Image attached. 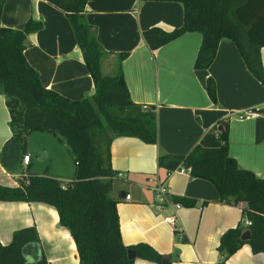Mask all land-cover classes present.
<instances>
[{
    "label": "crops",
    "instance_id": "0c3cea01",
    "mask_svg": "<svg viewBox=\"0 0 264 264\" xmlns=\"http://www.w3.org/2000/svg\"><path fill=\"white\" fill-rule=\"evenodd\" d=\"M29 17L41 20L43 25L27 34L24 55L38 71L43 85L71 99L92 95L94 83L65 13L46 0H3L1 25L20 29ZM85 18L104 49L102 71L115 74L118 54L127 51L121 69L131 99L156 105V142L130 135L114 136L110 142L111 165L115 171L124 172L114 178L111 189L118 199L122 241L148 243L168 257V262L163 263L136 256L134 264H264V252H253L248 243L226 259L218 249L221 234L240 219L238 203L220 201L216 187L207 179L189 172L167 174L157 163L163 153L187 152L206 129L227 115L229 154L240 167L264 177V112L243 115L252 107L264 106V84L248 69L235 42L222 37L206 68L194 67L202 38L199 31L183 32L151 50L142 30L153 25L165 29L180 25L183 4L178 0H87ZM259 53L264 68V45ZM208 76L215 81L216 103L205 88ZM32 132L26 136L24 147L30 159L25 163L20 155V165L62 180L72 179V153L64 140L51 132L37 135L38 142H42L37 161L48 159L46 166H32ZM11 136L0 83V153L5 143L12 144ZM52 151L57 152L53 155L60 161L50 166ZM17 169L5 167L0 160V183L17 185L22 179ZM149 176L165 181L170 189L166 201L155 200ZM177 196L196 198L197 202L190 206L180 202L176 208ZM173 213L177 215L175 225L166 219ZM29 225L36 228L49 264H79L74 239L60 224L53 205L0 200L2 244L11 240L15 229ZM24 255L27 260H35L40 249L29 245Z\"/></svg>",
    "mask_w": 264,
    "mask_h": 264
},
{
    "label": "trees",
    "instance_id": "16d2710c",
    "mask_svg": "<svg viewBox=\"0 0 264 264\" xmlns=\"http://www.w3.org/2000/svg\"><path fill=\"white\" fill-rule=\"evenodd\" d=\"M46 1L65 13L95 90L90 96L71 99L43 85L38 71L24 55L26 36L42 27L41 20L29 17L20 29L0 24V83L13 139L12 144H4L1 162L7 168L20 167L27 134L42 130L64 140L75 163L70 180L21 168L23 177L17 185L0 183V200L41 201L53 205L60 224L68 228L74 239L79 264H134V258L128 257V249H134L136 256L160 261L163 254L150 244L122 241L118 199L111 194L117 171L110 160V142L114 136L130 135L145 142L157 141L156 105L131 99L121 69V60L127 51L118 54L115 74L102 71L104 49L94 28L86 21L87 0ZM178 1L183 4L180 25L171 29L153 25L142 30V37L151 50L183 32L199 31L202 38L194 67L206 68L214 58L219 40L229 37L248 69L264 84L259 53L264 45V0ZM2 4L0 0V16ZM205 88L211 101L216 103V86L211 76L206 78ZM251 109L264 112V106ZM228 129L229 117H219L187 152L163 153L157 158L158 166L165 170L183 164L192 175L211 181L220 201L242 202L240 219L219 239L218 249L225 259L244 243L253 252H264V177L240 167L229 154ZM174 199L188 206L197 202L192 197ZM247 229L249 238L241 239V233ZM29 245L40 249L35 260H27L24 255ZM0 264H49L34 226L17 228L8 243L0 242Z\"/></svg>",
    "mask_w": 264,
    "mask_h": 264
},
{
    "label": "built area",
    "instance_id": "2783aa9c",
    "mask_svg": "<svg viewBox=\"0 0 264 264\" xmlns=\"http://www.w3.org/2000/svg\"><path fill=\"white\" fill-rule=\"evenodd\" d=\"M257 112H258L257 110L250 109L248 111H245L243 113V115L244 114L255 115ZM29 159H30V154L29 153H24L23 156H22L23 162L27 163L29 161ZM172 171L173 172L177 171V172H180V173H188L189 172V168L186 167L183 164H179L173 170H170V171L167 170V174H169ZM121 175H124V172L123 171H117L116 176L119 177ZM21 177H23V175H21ZM147 180H148V182L150 184V187H151V190L153 192L155 200L160 201V202L166 201L167 200V195L170 194V189L167 187L165 181L164 180H160V179H156L153 176H149ZM61 186L65 187V184H61ZM126 198H129V194H126ZM238 204L240 206H242V202H238ZM180 205H181L180 202L175 201L174 206L176 208L180 207ZM166 219L170 223H172L174 225L177 223V215H176V213L168 215L166 217ZM245 222L248 224L249 220H246Z\"/></svg>",
    "mask_w": 264,
    "mask_h": 264
},
{
    "label": "rangeland",
    "instance_id": "374dc122",
    "mask_svg": "<svg viewBox=\"0 0 264 264\" xmlns=\"http://www.w3.org/2000/svg\"><path fill=\"white\" fill-rule=\"evenodd\" d=\"M42 130H34L32 133H31V137L33 138V139H30V141L32 142V144H33V151L31 152V154H32V166H40L41 168H43L44 166H46V164H47V162H48V159H46L45 160V162H43V163H38V161H37V157H38V148H40L41 147V144H42V142L40 141V142H38V134H40V133H42L41 132ZM43 133H50L49 131H45V132H43ZM52 133V132H51ZM29 134V133H28ZM28 134H27V136H28ZM50 148V147H49ZM49 150H51V148L49 149ZM54 152V153H53ZM51 156H53V158L50 160L49 159V164H50V166H53L55 163H56V160L58 159L56 156H54L53 154H57V152L56 151H52L51 152ZM59 156V155H58ZM58 161H60V158L58 159ZM69 165L71 166H73V170H74V168H75V163H74V160H73V158H72V160H69ZM21 168H25V167H23L22 165L20 166V167H18V169L17 170H21ZM28 170H30V169H28ZM31 171V170H30Z\"/></svg>",
    "mask_w": 264,
    "mask_h": 264
},
{
    "label": "water",
    "instance_id": "95a60500",
    "mask_svg": "<svg viewBox=\"0 0 264 264\" xmlns=\"http://www.w3.org/2000/svg\"><path fill=\"white\" fill-rule=\"evenodd\" d=\"M123 194H124V193H123ZM249 236H250V231H249V229H247V230H245V231H243V232L241 233L240 238H241V239H248ZM127 254H128V257H129V258H135V257H136V252H135L134 249H128ZM161 261H162L163 263H167V262H168V257H167L166 255L163 254V255H162V258H161Z\"/></svg>",
    "mask_w": 264,
    "mask_h": 264
}]
</instances>
